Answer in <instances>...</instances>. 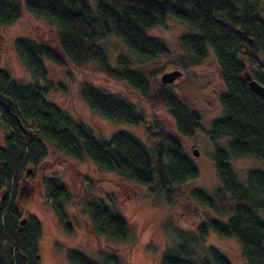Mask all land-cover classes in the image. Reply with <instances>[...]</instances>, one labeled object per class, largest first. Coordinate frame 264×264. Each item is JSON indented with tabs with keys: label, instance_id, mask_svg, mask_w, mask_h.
I'll list each match as a JSON object with an SVG mask.
<instances>
[{
	"label": "trees",
	"instance_id": "1",
	"mask_svg": "<svg viewBox=\"0 0 264 264\" xmlns=\"http://www.w3.org/2000/svg\"><path fill=\"white\" fill-rule=\"evenodd\" d=\"M262 2L0 0V26L15 23L26 11L46 19L56 29L55 46L26 38L13 43L23 67L34 80H45L43 60L59 67L93 63L107 78L124 82L147 102L163 106L174 120L177 132L186 137L199 130V116L168 86L159 82L155 92H151L148 80L129 67L124 56H117L115 68L109 65L101 42L113 36L138 59L165 56L166 45L147 31L169 17L188 31L181 43L189 53L190 64H200L207 51H212L225 87L218 98L222 115L211 122L209 134L215 146L211 160L221 188L213 194L195 188L189 194L216 217L198 223L190 236L176 231V243L163 252L161 264H231L218 249L202 246V240L210 232L236 238L246 264H264V171L246 170L244 180L239 181L230 164V156L264 162V99L251 92L245 80L248 74L264 86V74L260 71L264 66V17L259 10ZM49 89L63 90L65 85L52 82L44 87L37 82L23 85L0 69V124L4 131L0 144V264H39L36 243L40 225L33 219L20 224L14 195L24 182L23 175L45 157L46 144L72 158H86L99 170L138 185L155 183L168 202L173 185L198 175L180 143L163 131L149 133L158 141L153 153L123 131L113 133L107 140H98L84 123L74 121L45 99ZM80 96L107 120L143 123L142 113L120 95L84 82ZM30 127L34 131H29ZM221 136L229 139L228 151L216 145V138ZM27 165L30 168H25ZM45 188L48 202L60 221H64L62 201L68 196L66 188L57 177L47 178ZM87 208L94 234L117 241L127 238L128 226L114 208L100 199L87 203ZM66 258L70 264H97L74 249L67 250ZM101 264H120V260L115 254L104 252Z\"/></svg>",
	"mask_w": 264,
	"mask_h": 264
},
{
	"label": "rangeland",
	"instance_id": "2",
	"mask_svg": "<svg viewBox=\"0 0 264 264\" xmlns=\"http://www.w3.org/2000/svg\"><path fill=\"white\" fill-rule=\"evenodd\" d=\"M259 10L264 17V2ZM147 34L160 39L166 45L168 54L153 60L138 59L113 36L105 38L101 46L109 65L115 68L117 56H124L129 67L141 72L148 80L151 92H155L162 73L174 69L181 72L176 84L167 89L199 116V130L191 137L177 132L174 120L163 106L147 102L126 83L107 78L93 63L59 67L43 60L45 80H34L23 67L13 43L18 38H26L55 46V27L46 19L26 11L15 23L0 26V69L13 80L23 85L37 82L43 87L47 82L55 85L63 83L65 89H49L44 94L45 99L67 112L74 121L84 123L98 140H107L113 133L123 131L153 153L158 141L149 133L155 135L163 131L180 143L183 152L198 170L196 178L171 187L168 202L157 191L155 183L138 185L115 173L99 170L86 158H72L46 144V154L39 165L36 168L25 166L32 170L23 175L24 182L19 185L22 189H17L14 195V208L19 220L25 219L26 224L33 219L40 225L36 243L39 264H70L66 258L68 249L80 252L97 264H101L104 252L115 254L120 264H161L163 252L176 243V231L187 232L190 236L198 223L216 217L211 210L192 199L189 192L197 188L213 194L221 188L211 160L215 146L209 138L211 122L222 115L218 96L225 91L217 62L212 51L208 50L200 64H190L189 53L181 43V38L188 31L172 18H165ZM84 82L128 99L142 113L143 123L132 125L103 118L81 98L80 88ZM1 128L0 124V144L4 134ZM28 130L34 131V128ZM228 141L225 136L215 140L216 145L225 151H228ZM193 149L198 151L196 157L191 153ZM230 164L239 181L244 180L246 170L264 171V162L252 157L230 156ZM50 177H57L67 191L68 196L62 201L64 221H60L48 202L45 180ZM96 199L114 208L125 220L129 230L125 240L117 241L94 234L87 203ZM201 244L218 249L231 264H246L236 238H223L210 232Z\"/></svg>",
	"mask_w": 264,
	"mask_h": 264
},
{
	"label": "water",
	"instance_id": "3",
	"mask_svg": "<svg viewBox=\"0 0 264 264\" xmlns=\"http://www.w3.org/2000/svg\"><path fill=\"white\" fill-rule=\"evenodd\" d=\"M180 75H181V72L178 71L177 69H174V70H171L168 72H164L161 74V76L159 78V82L162 85H170V84H173V81L175 79H178L180 77ZM245 77L248 80L247 85H248V88L250 89V91L264 99V88L262 86H260L259 84H257L255 81H253L249 77V75L246 74ZM191 153L194 157H196L198 155V151L196 149H193ZM24 222H25V219H21L20 224H24Z\"/></svg>",
	"mask_w": 264,
	"mask_h": 264
},
{
	"label": "flooded vegetation",
	"instance_id": "4",
	"mask_svg": "<svg viewBox=\"0 0 264 264\" xmlns=\"http://www.w3.org/2000/svg\"><path fill=\"white\" fill-rule=\"evenodd\" d=\"M262 69V71H264V66L261 68ZM170 71V70H169ZM168 72V71H167ZM263 74H264V72H263ZM248 75V74H247ZM246 76V75H245ZM250 77V76H249ZM251 78V77H250ZM252 79V78H251ZM245 80L248 82V80L246 79V77H245ZM253 80V79H252ZM178 80L177 79H175L174 81H173V84H170V85H165V86H173V85H175L176 84V82H177ZM253 81H255V80H253ZM258 84V83H257ZM260 85V84H259ZM261 86V85H260ZM263 88H264V86H262ZM225 88V87H224ZM223 93V92H222ZM218 98H219V96H218ZM220 118V117H219Z\"/></svg>",
	"mask_w": 264,
	"mask_h": 264
}]
</instances>
